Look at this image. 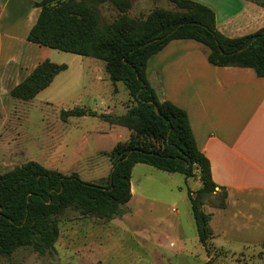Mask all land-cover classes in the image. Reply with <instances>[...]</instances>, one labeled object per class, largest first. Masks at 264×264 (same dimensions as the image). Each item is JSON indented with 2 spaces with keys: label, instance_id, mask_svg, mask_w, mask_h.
Wrapping results in <instances>:
<instances>
[{
  "label": "trees",
  "instance_id": "obj_1",
  "mask_svg": "<svg viewBox=\"0 0 264 264\" xmlns=\"http://www.w3.org/2000/svg\"><path fill=\"white\" fill-rule=\"evenodd\" d=\"M164 1L176 11L154 9L144 19L127 15L128 0H42L34 4L40 13L28 42L103 62L110 82L122 83L134 101L122 115L74 108L61 112L62 121L97 117L129 130L131 136L128 142L104 152L112 161L104 185L84 182L76 173L64 175L35 161L0 175V257L9 258L19 248L39 256L52 255L59 236L58 219L66 211L75 212L77 219L90 217L104 223L122 215L131 199L129 181L137 164L186 179L198 173L202 186L195 198L188 192V200L199 241L204 244L209 238V218L199 210L203 196L217 189L209 162L196 146L187 113L169 101H160L150 86L147 63L170 42L190 40L207 49L211 66L249 68L264 79V26L253 34L229 38L217 30L215 14L208 7L191 0ZM247 1L264 8V0ZM101 5L113 7L119 16L102 22ZM66 69L65 64L45 60L9 96L29 102Z\"/></svg>",
  "mask_w": 264,
  "mask_h": 264
},
{
  "label": "rangeland",
  "instance_id": "obj_2",
  "mask_svg": "<svg viewBox=\"0 0 264 264\" xmlns=\"http://www.w3.org/2000/svg\"><path fill=\"white\" fill-rule=\"evenodd\" d=\"M128 1L127 15L134 19H144L154 9L176 11L164 0ZM99 13L104 23L119 16L108 5L99 6ZM193 44L198 47L170 58L175 63L171 70H203L206 49ZM54 52L58 54L55 64H65L68 71L60 73L50 91L29 102L9 94L0 97V175L35 161L64 175L76 173L84 182L104 185L112 167L104 151L128 142L131 132L97 117L64 122L60 114L82 108L97 115H122L134 101L122 83L110 82L103 62ZM156 72L150 70L149 79L160 96ZM129 186L131 199L122 215L104 223L90 217L77 219L75 212L66 211L58 219L59 236L52 255L39 256L19 248L9 258L0 257V264H264V228L242 229V219H229L222 211L227 194L221 188L200 201V212L209 218L210 236L204 244L199 241L188 200V192L195 198L202 186L196 171L186 179L137 164ZM228 221L238 222L240 228L228 226Z\"/></svg>",
  "mask_w": 264,
  "mask_h": 264
},
{
  "label": "crops",
  "instance_id": "obj_3",
  "mask_svg": "<svg viewBox=\"0 0 264 264\" xmlns=\"http://www.w3.org/2000/svg\"><path fill=\"white\" fill-rule=\"evenodd\" d=\"M40 1L0 0V97L9 94L40 63L57 62L54 51L58 50L27 41L40 13L34 4ZM193 1L214 12L216 28L226 37L253 34L264 26V8L251 1ZM192 42L196 43L172 41L152 56L147 80L160 101H169L187 113L196 146L209 162L212 181L217 189L226 191L222 211L229 219H242V229L253 225L264 228V79L253 69L214 67L207 60L203 70H171L175 63L170 58L197 48ZM203 52L206 59L207 49ZM150 70H157L160 96L149 79ZM59 75L36 97L50 91ZM227 225L240 228L238 222L228 221Z\"/></svg>",
  "mask_w": 264,
  "mask_h": 264
}]
</instances>
